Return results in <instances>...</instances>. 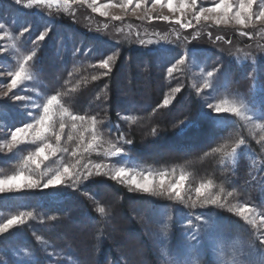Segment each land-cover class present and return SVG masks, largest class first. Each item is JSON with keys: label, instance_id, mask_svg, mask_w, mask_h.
I'll list each match as a JSON object with an SVG mask.
<instances>
[{"label": "trees", "instance_id": "1", "mask_svg": "<svg viewBox=\"0 0 264 264\" xmlns=\"http://www.w3.org/2000/svg\"><path fill=\"white\" fill-rule=\"evenodd\" d=\"M125 20L128 25L109 21L94 29L60 17L47 42L33 47L31 69L43 92L55 95L70 116L85 117L83 121L65 118L52 123V130L58 133L60 123L65 124L59 144L69 153L67 165L83 157L82 148L92 137L89 130L94 129L100 145L123 149L132 162L155 171L183 172L193 183L209 184L208 197H219L218 202L205 203L201 197L202 206H193L164 195L139 196L103 174L74 185L0 195V226L13 217H22V222L0 234V264H165L161 251L166 242L159 234L161 210L182 221L198 216L215 218L247 238L255 229L238 213L240 206L264 219V140L245 133L234 117L215 119L205 112L190 69L182 66L170 72L190 45L140 47L134 35L139 26L141 31L145 26ZM31 23H38V29L30 28ZM13 26L32 30L31 39H37L48 27L46 18L26 13ZM119 27L128 32L115 34ZM205 29L200 37L207 40L210 32ZM225 36L224 41L233 39L241 46L253 43L238 34ZM215 40L209 42L211 46L204 44L196 51L192 48L189 54L206 71L213 72L217 95L251 99L255 82L264 89V56L257 57L256 65L252 60L241 65L233 52L214 46ZM31 48L27 47L25 54L34 53ZM104 61L108 68L102 67ZM147 79L150 81L145 85ZM3 109L9 115L8 124L14 116L20 119L10 108ZM49 140L57 142L52 134ZM241 141L255 156L254 164L242 155L235 168L224 165V157ZM199 158L200 165L195 162ZM22 161L0 154V179L18 172ZM105 189L121 202L118 212L123 218L117 227L111 226L117 213L107 199L101 198ZM130 205L139 207V212L129 209ZM79 222L84 226L75 224ZM81 227L89 246L85 243L83 247L77 234L65 233L66 228L69 233ZM113 230L121 236L132 235L121 242Z\"/></svg>", "mask_w": 264, "mask_h": 264}, {"label": "rangeland", "instance_id": "2", "mask_svg": "<svg viewBox=\"0 0 264 264\" xmlns=\"http://www.w3.org/2000/svg\"><path fill=\"white\" fill-rule=\"evenodd\" d=\"M136 3H140L141 7L136 8ZM218 3L219 0H194V2L193 0H187L188 6L181 13L180 11L169 10L166 4H156V0H133V5L131 6L127 4V0H21L19 4L16 3V0H0V25H2L0 27V154L22 158L21 169L13 175H17L23 171L26 176L30 175L34 179L44 182L49 177L63 172L64 168H68L69 173L65 174L62 182L51 186L56 187L78 184L84 182L90 176L97 174H103L112 178L117 170L123 168L126 170L127 175L119 179H112L126 186L136 195L152 197L161 195L158 189L156 190V194L152 192L146 193L142 189L137 188L131 181L136 179L143 182V177L151 174L155 182L154 186H158L160 174L167 173L168 175L165 177V187L167 188L169 183H180L179 178L183 175L185 180L183 186L180 188L179 197L175 193L169 195L165 192L163 195L167 198L180 200V202H191L193 206H202V202L199 203L202 201L201 197L203 200H206L209 198L208 195L211 192L209 184L193 183L189 176L183 172L155 171L150 167L132 162L128 158L129 155L123 149L117 148L115 145H100L94 129L89 130L92 133V137L82 148L85 149L80 154L83 157H80L78 160L73 159L69 165H67L69 153H66L60 147L59 142H49V137L52 134L51 131L46 134V140L53 147L57 148V152L55 155L47 154V159L40 161L39 169H36L35 165L32 164L25 167L24 162L27 156L36 152L39 147L44 146V141L33 140L29 136L26 140L14 144L11 151L6 146L12 143L11 134L15 128L27 126L28 124H37V121L43 116L44 105L52 97V95H46L43 92L31 67L35 54L33 47H39L47 42L49 34L52 31L50 29H52L57 20H60V17H66L73 23H77L80 26L82 24L83 27L88 26L94 29H97L96 25L103 26L105 22L109 21H122L126 22L127 25L128 21L125 19L133 21L132 23L141 22L145 27L141 31V26H139V30L135 31L136 36L134 35L138 43L137 45L140 47L173 49L178 44L190 45L189 49H185L184 58L177 62L170 72L182 66L190 69L193 87L201 97L205 112L214 115L215 119L234 117L239 122L238 126H241L245 130V133L249 134L253 139L264 140L263 87L255 82L253 97L251 99L219 97L217 95V86L213 83V72L206 71L193 55L189 54L192 48L194 49L192 51H196L202 48L204 44L210 45L209 42L213 38H216L218 41L215 40L217 43L213 42V45L220 50L233 52L236 57H239L241 65L245 64L248 60H252L256 65L258 62L257 57L264 56V41L255 39L256 37L264 39V19L258 18L261 8H264V0H256L252 7L251 19L247 21L246 25L237 24L234 18L218 22L217 17L220 16V13H205V16L200 17L199 20L196 19V16L199 15L203 8H211ZM154 4L155 7H153ZM181 4L182 0H173L174 8L179 7ZM232 4L235 9H238L239 0H232ZM25 13L37 14L38 17L46 18L48 27L44 28L46 30L37 39L30 38L32 30L29 28L16 30L13 26L18 17ZM229 15L230 17L232 16V14ZM8 17L9 19H7ZM115 17H120V19H115ZM164 17H168V19H164ZM205 17L210 18L206 19ZM177 21L180 22L177 23ZM38 27V23H31L30 28L37 30ZM126 28L128 27L126 26ZM126 28L119 27L115 34L120 32L127 33L128 29ZM205 28H208V32H210L209 39L207 40L200 37L202 32L206 31ZM131 32L129 33L131 34ZM26 33H30V35L24 36ZM226 34H238L242 40L252 41L253 43L241 46L235 43L233 39L231 41L228 39L224 41L222 37L226 38ZM41 36L44 37L43 40L40 39ZM191 38L193 40L189 41ZM31 46V50H33L31 52L34 53L25 54L27 47L30 48ZM59 47L61 48V46ZM29 57L31 59H28ZM21 68L24 69V76L21 77L15 87H12L11 80L15 78V73L20 71ZM256 70L255 79L258 78ZM262 74L264 75V72ZM149 81L150 79L145 80V85H148ZM57 100L58 103L53 106L54 116L50 122V127L55 120L72 119V116L61 107L58 98ZM1 104H4V106ZM220 105L237 107L239 108V113H217L215 109ZM4 107L10 108V111L19 116L21 121L14 116L8 124L7 121L10 119L3 109ZM245 144L244 141L236 144L224 157L223 164L235 168L242 155L248 157L250 164H254L255 156L248 152ZM117 149H121V151L117 153ZM165 153L167 154V152ZM195 162L200 165L202 163L201 158L195 160ZM97 165L100 167L98 168ZM212 170L215 171L214 165H212ZM69 175H71V179H69ZM201 185H205L206 187L203 195L198 196L197 190ZM24 190L32 189L25 188ZM262 190H264V186ZM19 192L13 191L0 195ZM101 198L107 199L112 207L111 210H115L117 213V217L111 225L112 227H117V222L123 218L122 213L118 212L121 202L108 189L103 191ZM240 207L239 210L247 206ZM133 208H136V213L139 212V207H134V205L129 206V209ZM248 209L249 211L242 218L250 223L252 229H255L252 237L249 238L242 236L225 222L215 218L208 220L198 216L197 218H189L182 221L179 218L172 219V216L169 215L166 209L161 210L159 234L163 241L166 242L165 248L161 251L162 261L165 264H264V219H260V216L256 212L250 208ZM174 217L176 218V216ZM75 224L81 226L83 223L79 222ZM82 227L77 231L69 233L66 228L65 233L70 236L77 234L81 245L85 247L86 243L89 246L86 242L88 238L81 235ZM111 233H113V236H117L121 242H125L132 235L129 232L121 236V233L119 234L114 230ZM23 254L26 255V253ZM93 256L95 255L93 254Z\"/></svg>", "mask_w": 264, "mask_h": 264}, {"label": "snow or ice", "instance_id": "3", "mask_svg": "<svg viewBox=\"0 0 264 264\" xmlns=\"http://www.w3.org/2000/svg\"><path fill=\"white\" fill-rule=\"evenodd\" d=\"M21 0H16V3L19 4ZM194 2V0H193ZM256 0H239V7L238 9H235L232 0H219V3L211 8H203L202 11H200L199 15L196 16V19L199 20L200 17L205 16V13L215 14L220 13V16L217 17V21L220 20H228L230 18H234L237 24L240 25H246L247 21L251 19L252 16V7L255 4ZM128 5H133V0H127ZM156 4H166V6L171 11H180L181 13L184 12L185 8H187V0H182V4L179 7H173V0H156ZM136 8H140L141 4L136 3ZM155 7V4L153 5ZM229 14H232L230 17ZM210 18V17H205ZM259 19H264V8H261L259 13ZM115 19H120V17H115ZM164 19H168V17H164ZM180 21H177L179 23ZM187 26V25H185ZM2 27V25H0ZM41 40L44 39L43 36L40 37ZM28 59H31L29 57ZM182 62V61H181ZM102 67L108 68V62L104 61L102 63ZM24 76V69L21 68L20 71L15 73V78L11 80V86L15 87L17 85V82L21 79V77ZM19 99V97H17ZM58 103L57 97L53 95L51 99L48 100L47 104L43 107V116L37 121L36 125L28 124L27 126L23 127H17L11 134V141L12 143L8 144L6 147L11 151L14 144H17L21 141L26 140L29 136L33 138V140H42L44 141V146L39 147L36 152L33 154L27 156L24 166L27 167L29 164L35 165L36 169L40 168V161L42 159H47V154L55 155L57 152V148L53 147L51 143H48L46 140V134L48 132H52V135L55 136L56 141L59 142L61 139V134L64 131L65 124L63 122L59 125L60 132L57 133L52 130L50 127V122L53 120V106ZM164 104L168 103V100L163 101ZM215 111L217 113H226V112H234L239 113V108L237 107H226L224 105L217 106ZM85 117L83 116H73L72 120H80L83 121ZM73 128H75V125H73ZM71 138V137H70ZM117 153L121 151V149L116 150ZM99 168L100 166L97 165ZM69 173L68 168H64L63 172H59L55 174L54 176H51L47 179V181L41 182L38 179H34L30 175H25L23 171H21L17 175H11L7 176L5 178L0 179V194L3 193H10L13 191H22L25 188L26 189H33V188H44L47 189L51 186L58 185L62 182V180L65 178V174ZM91 175V173H89ZM127 175L126 170L121 168L117 170L112 177L113 179H119L120 177H123ZM167 173H161L160 174V181L158 186H154L155 182L152 178V175L149 174L148 176L143 177V182L140 180L133 179L131 183L135 184L137 188L142 189L144 192H152L153 194H156V190L158 189L159 194L163 195L165 192H167L169 195L172 193H175L177 197L180 195V188L183 186V182L185 180V177L183 175L180 176V183L172 184L169 183L167 188L165 187V177L167 176ZM69 179H71V175H69ZM23 182V183H22ZM205 185H201L200 188L197 190V194L203 195V192L205 190ZM219 200V197H209L205 200V203H212L216 204ZM249 209L247 207L239 210V214L243 216L245 213H247ZM22 222V217H13L12 219L8 220L7 223H5L3 226H0V232L7 231L10 227L13 225Z\"/></svg>", "mask_w": 264, "mask_h": 264}]
</instances>
